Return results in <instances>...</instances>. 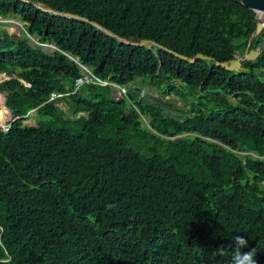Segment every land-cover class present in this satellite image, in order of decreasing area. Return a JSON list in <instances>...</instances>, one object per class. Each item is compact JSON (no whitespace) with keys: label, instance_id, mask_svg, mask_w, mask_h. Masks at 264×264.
I'll return each mask as SVG.
<instances>
[{"label":"trees","instance_id":"trees-1","mask_svg":"<svg viewBox=\"0 0 264 264\" xmlns=\"http://www.w3.org/2000/svg\"><path fill=\"white\" fill-rule=\"evenodd\" d=\"M10 13L56 48L0 27L10 113L0 128V264H208L237 235L264 264V46L234 71L92 23L227 60L246 45L255 10L239 0H0V17ZM71 57L119 84L141 77L187 106L168 115L133 92L131 102L114 98L109 85L70 92ZM50 91L67 93L47 100ZM61 98L71 115L54 104ZM30 109L35 124L23 122Z\"/></svg>","mask_w":264,"mask_h":264},{"label":"rangeland","instance_id":"rangeland-1","mask_svg":"<svg viewBox=\"0 0 264 264\" xmlns=\"http://www.w3.org/2000/svg\"><path fill=\"white\" fill-rule=\"evenodd\" d=\"M256 17L259 19H264V12L262 11H256ZM0 27L4 28L13 38H23L30 44H36L40 48L46 50V51H52L55 48V45L47 40H41L38 36H35L33 34H29L25 30L24 21H22L16 14L10 13L7 15H3L0 17ZM264 28V26L261 27L260 31ZM258 33V32H257ZM254 35V34H253ZM251 35V36H253ZM259 46H264V40L262 39L259 43ZM240 55L242 52H239ZM242 57V55H241ZM173 82L178 83V79H173ZM125 86L128 89L129 92H133L136 96L142 97L144 100L152 103V104H159L163 112L168 115H177L178 111L174 108V106H180V107H186L187 103L183 102L178 98L177 95H174L172 93L169 94H163L160 92L155 86H153L151 83H149L147 80H142L141 77H135L132 81H129ZM1 97H3L0 94V118H3L4 113V106L2 107L1 104ZM68 101L66 100V105H63L65 108L66 115H70L66 109ZM187 112V111H186ZM6 120L10 118V115L7 113L4 114ZM8 115V116H7ZM2 120V119H1ZM141 120L143 122H146V118L144 116H141ZM24 123L27 124H35V117L33 114V110H30V112L27 115V118L24 119ZM184 134V133H183ZM179 134V135H183ZM252 152V151H250ZM247 153V152H245ZM253 155H255L254 152H252ZM261 184H264V181H261Z\"/></svg>","mask_w":264,"mask_h":264},{"label":"water","instance_id":"water-1","mask_svg":"<svg viewBox=\"0 0 264 264\" xmlns=\"http://www.w3.org/2000/svg\"><path fill=\"white\" fill-rule=\"evenodd\" d=\"M240 3L248 8H251L253 10L256 11H262L264 12V0H239ZM35 5L37 7H39L40 9L43 10H48L51 11L54 14H58V15H62V16H67V17H71V18H79V19H83V20H87L86 17L81 16L79 14L70 12V11H65V10H58L55 8H52L48 5L45 4H41L39 2H35ZM92 23L99 28L100 30H102L103 32L113 35L117 40L123 41L125 43H133V44H144L146 46H150V45H156L157 47L166 50L167 52L172 53L173 55L186 60V61H193L195 58H203V59H212L215 65H220L226 69H231L234 71H239L241 69H243L242 64H241V60H248V59H253L260 51V46L259 44H257L254 47H248L249 42H250V37L251 35H255L257 34V32L260 31L261 27L264 26V19H259L257 18L256 22H255V26L253 31L250 33V36L248 38V41L246 43V45L244 46L243 50H242V57L239 53V51L237 49H235L232 53V56L227 59V60H217V59H213L210 55L204 54L202 52H194L193 54L190 55H185L183 53H180L176 50H173L163 44L157 43L156 41H154L153 39L150 38H146V37H140L137 39L134 38H126L120 35H117L115 33H113L111 30H109L108 28L100 25L99 23L92 21ZM68 55V54H67ZM70 56V55H68ZM72 58V57H71Z\"/></svg>","mask_w":264,"mask_h":264},{"label":"built area","instance_id":"built-area-1","mask_svg":"<svg viewBox=\"0 0 264 264\" xmlns=\"http://www.w3.org/2000/svg\"><path fill=\"white\" fill-rule=\"evenodd\" d=\"M262 39L264 40V35H263ZM55 48H56V46H55ZM72 58L74 59L77 67L79 68V74H77L73 78L72 87H71L70 92H72L73 90H76L79 86H81L83 84L109 85L111 96H113L114 98L124 97L125 99H127V101L131 102V100L128 96V89L125 86V84H119V83H117V82H115L109 78L100 77V76L96 75L86 64L79 62L74 57H72ZM4 77H8V75H6L4 72H0V79L4 78ZM23 83L25 85H29L28 81H23ZM66 93L67 92L50 91L48 94L47 100H52L55 97L64 95ZM6 119H7V117L4 118L0 122V128L2 130H6V128L8 126V120H6ZM247 153L253 155V153L250 151H247Z\"/></svg>","mask_w":264,"mask_h":264},{"label":"clouds","instance_id":"clouds-1","mask_svg":"<svg viewBox=\"0 0 264 264\" xmlns=\"http://www.w3.org/2000/svg\"><path fill=\"white\" fill-rule=\"evenodd\" d=\"M233 246L226 249L224 245L217 246L208 253V264H219L218 258L228 256V264H256L255 255L257 248H249L248 241L242 236H235ZM244 249H248L244 251Z\"/></svg>","mask_w":264,"mask_h":264},{"label":"crops","instance_id":"crops-1","mask_svg":"<svg viewBox=\"0 0 264 264\" xmlns=\"http://www.w3.org/2000/svg\"><path fill=\"white\" fill-rule=\"evenodd\" d=\"M66 100H67V98H61V99H58V100H54V104L56 106H58L60 109H62L64 113H65V111H64L65 108H64L63 105H66ZM1 104H2V107L4 106L3 107L4 108V113H3V118H0V120L1 119L3 120L5 118V115L4 114L7 113L8 115H10V113H9L8 109L6 108V106L4 105V103L2 102V98H1ZM67 107H69V104L67 105ZM30 110H33V109H30ZM30 110L28 111V113L30 112ZM66 111H68L70 113L69 109H66ZM79 113H83V112H79ZM33 114H34V110H33ZM70 115H71V113H70Z\"/></svg>","mask_w":264,"mask_h":264},{"label":"bare ground","instance_id":"bare-ground-1","mask_svg":"<svg viewBox=\"0 0 264 264\" xmlns=\"http://www.w3.org/2000/svg\"><path fill=\"white\" fill-rule=\"evenodd\" d=\"M2 120H0V122H1Z\"/></svg>","mask_w":264,"mask_h":264}]
</instances>
